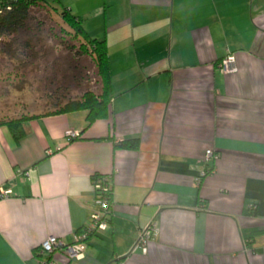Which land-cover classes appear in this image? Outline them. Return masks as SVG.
Masks as SVG:
<instances>
[{
	"label": "crops",
	"instance_id": "obj_1",
	"mask_svg": "<svg viewBox=\"0 0 264 264\" xmlns=\"http://www.w3.org/2000/svg\"><path fill=\"white\" fill-rule=\"evenodd\" d=\"M60 2L106 42L108 116L33 117L17 138L0 124V264H36L50 235L71 242L97 174L106 227L81 257L53 252L58 264H264V0Z\"/></svg>",
	"mask_w": 264,
	"mask_h": 264
},
{
	"label": "trees",
	"instance_id": "obj_2",
	"mask_svg": "<svg viewBox=\"0 0 264 264\" xmlns=\"http://www.w3.org/2000/svg\"><path fill=\"white\" fill-rule=\"evenodd\" d=\"M38 10H53L62 25L52 38L73 56L88 58L95 68L97 90L85 89L78 96H71L67 87L62 93L48 95L46 110L38 115L20 114L16 117L1 119L12 130L15 137L24 133L23 122L29 118L42 115L57 114L76 110L86 111V125L96 119L108 116L110 90V64L107 46L104 39L90 36L83 27L81 16L74 15L63 6L60 0H0V55L6 56L15 72L28 66L29 59L35 60L40 54L35 51V43L30 38L22 39L31 32V22L35 19L33 12ZM40 27V26H39ZM37 31L39 32L40 30ZM34 35L35 32L32 31ZM35 37V35H34ZM36 38V37H35ZM1 56V57H2ZM74 58V57H73ZM75 70V67H72ZM71 80L77 87L82 81L75 74ZM57 92L54 90L53 93ZM139 145L137 137L118 141L119 148L136 149ZM101 177L94 175L93 180Z\"/></svg>",
	"mask_w": 264,
	"mask_h": 264
},
{
	"label": "rangeland",
	"instance_id": "obj_3",
	"mask_svg": "<svg viewBox=\"0 0 264 264\" xmlns=\"http://www.w3.org/2000/svg\"><path fill=\"white\" fill-rule=\"evenodd\" d=\"M33 15L31 32L22 39L30 38L31 46L33 40L40 57L29 59L26 68L15 72L8 57L0 55V120L42 113L48 95L62 93L64 87L71 96H78L87 88L97 90L93 63L88 58L73 56L51 37L62 25L54 11L35 9ZM72 74L81 79L80 87L72 82ZM54 90L57 92L53 93Z\"/></svg>",
	"mask_w": 264,
	"mask_h": 264
},
{
	"label": "built area",
	"instance_id": "obj_4",
	"mask_svg": "<svg viewBox=\"0 0 264 264\" xmlns=\"http://www.w3.org/2000/svg\"><path fill=\"white\" fill-rule=\"evenodd\" d=\"M219 68L227 72H235L237 70L235 64V57L232 52H228L218 63ZM71 137L74 135L72 131L68 132ZM216 158V154L213 150L207 149L205 151V161L210 162ZM209 169L203 170L201 176L208 174ZM94 183V205L95 210L93 211L91 218L86 226L80 231L74 234L71 242H65L61 238L50 235L44 239L36 249L38 260L36 264H58L54 261L50 255L55 251H62L69 257H81L86 249V244L90 236H92L97 230L104 229L106 227V218L110 209L109 193L110 188L106 176H101L93 181ZM10 193L9 189L1 191V195H7ZM155 229L154 224L150 223L140 233L136 248L141 249L143 253L146 252V244L150 239L151 232Z\"/></svg>",
	"mask_w": 264,
	"mask_h": 264
}]
</instances>
